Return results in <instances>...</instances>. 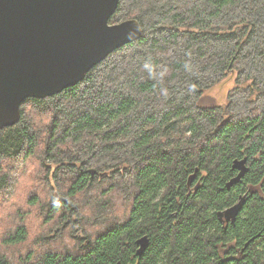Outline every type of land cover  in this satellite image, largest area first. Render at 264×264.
Returning a JSON list of instances; mask_svg holds the SVG:
<instances>
[{
    "label": "trees",
    "instance_id": "1",
    "mask_svg": "<svg viewBox=\"0 0 264 264\" xmlns=\"http://www.w3.org/2000/svg\"><path fill=\"white\" fill-rule=\"evenodd\" d=\"M133 19L140 40L0 130V264H264V0H119L110 24Z\"/></svg>",
    "mask_w": 264,
    "mask_h": 264
},
{
    "label": "water",
    "instance_id": "2",
    "mask_svg": "<svg viewBox=\"0 0 264 264\" xmlns=\"http://www.w3.org/2000/svg\"><path fill=\"white\" fill-rule=\"evenodd\" d=\"M119 0H0V130L20 121L28 99L44 100L77 86L115 51L137 42V20L110 24ZM237 176L246 172L235 162ZM94 172L91 171V174ZM245 199L218 213L234 224ZM142 256L147 237L136 242Z\"/></svg>",
    "mask_w": 264,
    "mask_h": 264
},
{
    "label": "rangeland",
    "instance_id": "3",
    "mask_svg": "<svg viewBox=\"0 0 264 264\" xmlns=\"http://www.w3.org/2000/svg\"><path fill=\"white\" fill-rule=\"evenodd\" d=\"M234 88H236L235 75H228L224 81L222 80L204 92L200 100V105L202 107L224 106L227 104L229 92Z\"/></svg>",
    "mask_w": 264,
    "mask_h": 264
},
{
    "label": "flooded vegetation",
    "instance_id": "4",
    "mask_svg": "<svg viewBox=\"0 0 264 264\" xmlns=\"http://www.w3.org/2000/svg\"><path fill=\"white\" fill-rule=\"evenodd\" d=\"M244 206V205H243ZM219 221H220V219H219ZM220 223L226 228L230 223H226V222H224L223 220L222 221H220ZM232 224V223H231Z\"/></svg>",
    "mask_w": 264,
    "mask_h": 264
}]
</instances>
